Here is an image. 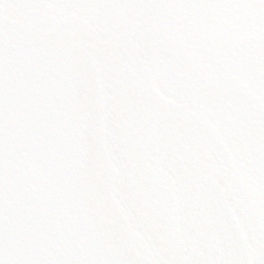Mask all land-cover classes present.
Returning <instances> with one entry per match:
<instances>
[{
    "label": "snow or ice",
    "instance_id": "obj_1",
    "mask_svg": "<svg viewBox=\"0 0 264 264\" xmlns=\"http://www.w3.org/2000/svg\"><path fill=\"white\" fill-rule=\"evenodd\" d=\"M0 264H264V0H0Z\"/></svg>",
    "mask_w": 264,
    "mask_h": 264
}]
</instances>
